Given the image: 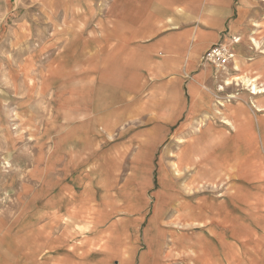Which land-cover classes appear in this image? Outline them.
I'll use <instances>...</instances> for the list:
<instances>
[{
    "label": "rangeland",
    "instance_id": "obj_1",
    "mask_svg": "<svg viewBox=\"0 0 264 264\" xmlns=\"http://www.w3.org/2000/svg\"><path fill=\"white\" fill-rule=\"evenodd\" d=\"M88 2L95 4L96 8L104 4L102 0ZM88 2L0 0V264H28V260L41 257L43 261V251L37 252L36 257L33 252L44 244L43 233L52 239L54 235L59 236L67 225L73 224L69 218L73 211H80L86 219L91 217V213L94 217L99 213V235H104L109 228H115L117 232H113L118 234L124 218L129 213L136 214L139 219L134 222V228L141 234L157 232L164 255L171 235L167 240L160 229L167 228L175 234L173 237L179 239L180 260L189 255L184 253L188 245L196 246L194 251L203 256V249L207 248L204 236L209 235L216 250L219 245L217 238L208 234L205 228L183 230L175 223L177 215L184 210L182 200L186 186L194 180L196 188L199 181L206 183L200 178L198 167L204 168L207 163L211 168H219L217 159H220V152L234 147L233 135L221 137V133L226 134V130L232 131L231 128L223 118L204 120L197 115L199 118L186 127L182 125L185 128L181 127L179 135L161 147L164 159L157 157L160 165L153 171L105 170L98 149L94 153L92 151L93 141L83 139L81 130L77 129L78 115L81 114L77 113V96L85 95L78 93L77 87L82 83L91 84L92 76L77 74L81 61L76 55L75 22L90 15L92 8L85 6ZM79 3L83 4L84 11H80L83 9L80 6L75 8ZM241 6L243 18L249 21L242 28L247 38L241 41L239 36H233L232 45L219 43L233 53L224 68L203 64L216 70L229 69V73L239 77H243L246 68L261 71L264 75V0H233V8ZM60 25H65L66 31L62 28L64 33L54 37L55 27ZM235 38L239 42L235 43ZM253 38L261 43L260 49L251 43ZM238 45V49L247 52L246 62L251 67L239 66L240 70L234 71L231 66L235 57L233 47ZM231 87L215 95V106L219 101L227 104L246 99L243 101L248 107L243 114H264V111L258 112L252 101V98L262 99L264 93L252 95L244 87ZM245 138L244 143L251 140L250 137ZM205 151L209 152L208 156L204 155ZM175 158L180 160L182 175L179 178L174 176L172 168ZM225 171L222 175L227 174L229 178L223 183L218 179L219 187L206 189V193L199 197L207 200L211 208L218 209L220 201L230 190L231 181H237L235 171ZM211 174L217 175L215 172ZM247 178L250 177L247 175ZM165 182L169 184L166 190ZM250 184H243L246 201L254 193ZM162 190L173 192L179 199L164 205V211L158 214ZM87 200H92L94 207ZM177 202L179 204L176 205ZM228 204H232L230 199ZM215 254L212 252L214 258Z\"/></svg>",
    "mask_w": 264,
    "mask_h": 264
},
{
    "label": "crops",
    "instance_id": "obj_2",
    "mask_svg": "<svg viewBox=\"0 0 264 264\" xmlns=\"http://www.w3.org/2000/svg\"><path fill=\"white\" fill-rule=\"evenodd\" d=\"M102 2L101 7L98 3L100 8L88 2L85 6L93 11L87 19L75 22L76 55L81 61L77 74L92 76L91 84L77 87L78 93H85L76 101L77 113H81L77 119L80 135L93 141L92 151L98 149L105 170L153 171L160 165L157 157L164 159L161 147L197 115L204 120H230L237 129L229 126L232 131L226 130L221 137L233 135L235 144L222 150L220 156L227 157L224 171H235L238 178L231 181L221 201L228 203L231 195L239 198L235 205L226 204L232 220L221 229L225 243L216 246L214 261L209 263L264 264V114H243L248 107L243 101L246 99L225 103L218 114L219 107L214 104L218 87L238 74L229 73V69L216 70L202 61L212 46L222 42L232 45L233 36L241 41L247 38L242 28L249 21L243 18L242 6L233 8V0ZM79 6L84 11L82 3L75 4L76 9ZM62 28L66 31L65 25L55 27L54 37L64 33ZM238 47H233L235 64L251 67L246 62L247 52ZM253 99L264 104V97ZM245 136L251 138L247 143ZM173 164L179 168V158ZM223 177L229 178L227 174ZM245 182H251L254 189L249 201L243 192ZM99 216L97 213L88 220L80 211H73L69 215L73 224L59 236L52 239L43 233L44 244L33 252L36 257L43 251L44 260L30 259L28 264H196L189 258L174 257L180 253V245L170 243V235L175 234L167 228L160 229L169 240L164 255L162 246L153 244L157 232L141 234L134 228L138 215L129 213L118 234L113 232H117L115 228H109L104 235L98 233ZM244 223L252 232H247V240L239 237L245 230L241 227ZM192 248L194 245H188L187 251ZM209 258H213L211 253Z\"/></svg>",
    "mask_w": 264,
    "mask_h": 264
},
{
    "label": "bare ground",
    "instance_id": "obj_3",
    "mask_svg": "<svg viewBox=\"0 0 264 264\" xmlns=\"http://www.w3.org/2000/svg\"><path fill=\"white\" fill-rule=\"evenodd\" d=\"M256 27H257V25H256ZM237 41H239V40H237ZM251 43L256 48L260 49L261 43L256 38H253ZM235 59L236 58L234 57V61H235ZM231 65L235 69L234 71L240 70V67L237 63L235 64V62H234ZM224 75H226V73H224ZM262 75H263V72H261V71L259 72L257 70L246 68L245 73L243 74V77H239V76H235V75L232 76L231 78L229 77L228 79H226L223 82V84L221 86H219L217 92L218 93L226 92L229 87L237 85V86L244 87V89L250 91L251 92L250 94H252V95L263 94L264 93V78H263L264 75L263 76ZM233 99H234V97H233ZM218 103H219L218 104L219 108H217L218 111L217 110L216 111L219 114L220 108L226 107V104L224 103V101H219ZM254 104H255V107L258 110V112L264 111V105L257 104L255 102H254ZM224 121H225L224 123L227 124L228 126L234 127L237 129V127L234 126V124L230 120H227L226 118H224ZM207 154H209V152L205 151L204 155H207ZM218 156L220 158V159H217V162H219V168H211L210 164H207V163H205L204 168L198 167L199 171H201L200 178L202 180L206 181V183H201L199 181L197 184L198 187L196 188L195 187V180H194V182H191L190 184H188L186 186V190L184 192V200H182L185 204L183 206L184 210L181 213H179V215L176 219L177 223H175V225L180 226L181 228H183V230L184 229L195 230V228H197L199 230V229L205 228V230L208 231V234H211L212 236L217 238V241L219 244L221 243L224 245L225 239H224V235L221 232V229L224 227V224H227V223L231 222V220H232V218H229V213H227V205L226 204H228V203H225V200H224L223 202L221 201L222 203H220L218 209L217 208H211V204H209V202L207 200H204L202 197L201 198L203 200L201 198H199L200 195H202L203 193L205 194L206 191H208V189L214 190L217 187H219L218 179H222L221 182H223L225 180V179H223L224 177L222 175V171H224L223 163L227 157L225 158V156H220V155H218ZM175 159H177V158H175ZM172 168L174 170V176L176 178H179L182 175V173L180 172L177 165L173 164ZM212 172H215L217 175L212 176V174H211ZM163 186H164V189L166 190L169 187V184L167 182H165ZM215 186H217V187H215ZM204 190H206V191H204ZM162 192L164 194L161 193V195H160V200H159V204H158V208H157L158 214H160L164 211V207L166 205L172 204L177 199H179V197L176 196L171 191H165L164 192V190H162ZM237 196L231 195V197H229L230 201L234 205H235V202H238L239 196L238 197ZM195 197H198L199 199L194 201L193 199ZM232 200H234L235 202L233 203ZM87 202L92 207H94L92 200L91 201L87 200ZM96 215H97V213H96ZM91 217H94V213L93 214L91 213ZM91 217H88V220H90ZM93 220H94L93 222H95V218ZM201 226H203V227H201ZM248 226L249 225L246 223L241 225V227L244 228L245 230L241 231V235L239 236L240 239L247 240V238L250 236L249 233H252V232H250V229ZM185 231H188V230H185ZM247 232H249V233H247ZM155 238L156 239H155V242H153V244L158 243L157 237H155ZM158 238H159V236H158ZM171 238H172V240L170 243H173V244L178 243L175 237L171 236ZM203 238H204L205 242L207 243V248L203 249V251H204L203 256H201L200 253L194 251V248L196 247L195 246L194 248H192L189 251H186V250L184 251L185 254H189L186 258H184V260H188V258H189L190 260L195 261L196 264H198V263L203 264V262H205L206 264H214L212 262L209 263V261H214V257L212 258L213 260L209 258V255H210L209 253H211V256H213L212 252L215 251L213 244H212V241H211L212 239L209 237V235L204 236ZM174 239L176 240V242ZM231 239H233V238H231ZM181 255H182L181 253L176 252L174 254V257L181 258L182 257Z\"/></svg>",
    "mask_w": 264,
    "mask_h": 264
},
{
    "label": "built area",
    "instance_id": "obj_4",
    "mask_svg": "<svg viewBox=\"0 0 264 264\" xmlns=\"http://www.w3.org/2000/svg\"><path fill=\"white\" fill-rule=\"evenodd\" d=\"M238 39H234L237 43ZM233 57V53L228 49L226 45L217 44L209 49L204 56L202 61L215 66L216 68H224L226 63Z\"/></svg>",
    "mask_w": 264,
    "mask_h": 264
}]
</instances>
